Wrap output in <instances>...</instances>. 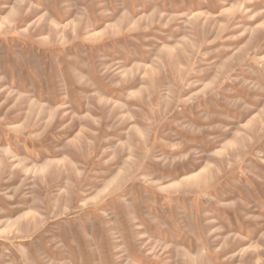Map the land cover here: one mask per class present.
I'll return each instance as SVG.
<instances>
[{
    "label": "rangeland",
    "instance_id": "374dc122",
    "mask_svg": "<svg viewBox=\"0 0 264 264\" xmlns=\"http://www.w3.org/2000/svg\"><path fill=\"white\" fill-rule=\"evenodd\" d=\"M0 264H264V0H0Z\"/></svg>",
    "mask_w": 264,
    "mask_h": 264
}]
</instances>
